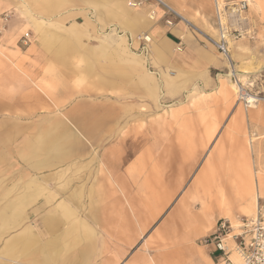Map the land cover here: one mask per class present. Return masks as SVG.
Wrapping results in <instances>:
<instances>
[{
    "label": "rangeland",
    "instance_id": "rangeland-1",
    "mask_svg": "<svg viewBox=\"0 0 264 264\" xmlns=\"http://www.w3.org/2000/svg\"><path fill=\"white\" fill-rule=\"evenodd\" d=\"M64 1L55 0L50 4L54 5V12L44 15L39 4L32 0H0V186L20 178L17 171L22 167L14 153L18 139L28 136L36 139L37 134L60 128L55 126L56 122L73 129L74 118L90 115V104L97 102L99 109H93L94 114L109 119L108 126H104L108 129L106 133H111L110 138L115 134L129 137L138 154L123 158L129 188L115 191L116 198H124L131 206L132 228L141 226L148 230L131 248V254L144 248L146 240L158 230L159 222L172 212L171 208L184 193H190L188 203L194 213L210 210L223 219L236 216L239 222L255 216L257 208L253 214L244 215L247 208L239 201L237 191L230 186L227 191L221 190L220 184L228 186L235 182L241 151L248 141L255 139L254 134L260 139L254 141L247 154L253 169L258 170L261 164L264 174V102L246 110L230 87L233 82L228 66L212 70L210 86L200 84L193 88L196 91L187 88L180 94L167 93L159 86L160 70L150 49L142 50L144 44H135L129 33L118 28L112 30L115 25L107 27L102 19L103 7H93L84 0H72L65 6ZM162 1L188 18L190 24L186 25L180 16L161 5L168 16L183 24L202 43L211 45L206 29L181 10L185 5L179 0ZM241 1L244 0L224 3ZM149 3L152 2L144 1V5ZM209 3V16L217 28L215 1ZM255 4L249 5L241 17L236 16L235 19L242 20L241 25L229 22L234 25L230 56L239 77L243 75L239 72L242 60L235 54L246 51L250 63L261 64L249 68L246 81L240 79L245 85L264 81V0ZM197 9L201 13L196 10L195 15L200 18L203 10L199 4ZM81 12H87L88 17L80 15ZM42 15L45 18L40 20H52L47 30L65 39V44L54 46L53 51L38 46L30 22V17ZM165 24L170 27L173 22ZM26 33H30L32 42L24 46L21 37ZM105 33L112 35L107 37ZM124 34L128 47L120 46L119 36ZM218 38L219 33L214 39ZM55 53L68 59L61 61ZM139 57L144 60L138 61ZM110 65L122 67L126 79L123 81L111 73ZM87 66L92 70L88 71ZM169 75L175 73L170 71ZM139 83L143 86L141 90ZM12 167L15 173H11ZM114 167L109 166L110 173L117 170L118 166ZM155 195H160L163 213L153 222L146 218L141 221L138 217L148 216ZM107 256L100 254L99 260Z\"/></svg>",
    "mask_w": 264,
    "mask_h": 264
},
{
    "label": "crops",
    "instance_id": "crops-1",
    "mask_svg": "<svg viewBox=\"0 0 264 264\" xmlns=\"http://www.w3.org/2000/svg\"><path fill=\"white\" fill-rule=\"evenodd\" d=\"M32 1L38 3L40 11L46 15H51L55 10L54 5H48V1ZM71 1L65 0L64 3L67 5ZM84 1L93 7H103L105 25L108 27L112 24L116 26L112 30L118 28L125 34L129 33L135 44H139L134 41L138 36L151 37V47L155 52L153 56L160 70L159 86L169 94H180L200 84L210 86L212 70L228 66L214 47L202 43L183 24L168 16L163 7L155 4L162 0H150L154 4L147 5L141 3L134 10H131L127 0ZM177 2L185 5L182 9L180 6L178 8L189 18L192 17L203 29L209 30L207 26L212 24L209 0ZM198 4L203 10L200 18L195 15L196 10L200 11ZM167 6L181 19H186L170 5ZM205 9L207 18L204 16ZM86 14L80 13L88 17ZM44 18L30 17L36 32V23L44 21L40 20ZM165 21H171L173 25L169 27ZM48 23L44 21L46 30ZM206 33L216 38L211 32ZM125 34L119 36L121 47L129 46ZM111 35L107 33L105 36ZM53 55L61 61L68 59L65 55ZM235 55L241 57L243 67L254 69L261 65L250 63V55L246 51ZM138 59L144 60L142 57ZM87 70L92 69L87 66ZM109 70L122 77L123 81L126 79V71L119 65ZM170 71L175 75H169ZM142 87L139 83L140 90ZM90 106L92 113L87 117L76 116L71 123L73 129L56 122L55 126L60 125V128L37 134L36 139L30 136L18 139L14 153L22 167L17 171L20 178L17 182H6L0 186V264H224L225 257L213 246L201 244L224 217L210 210L192 212L188 203L190 193L180 196L171 208L172 212L157 225L156 233L146 240L144 248L131 254V248L148 230L141 226L132 228L131 206L124 198H116L115 191L129 188L130 179L125 175L123 158L130 159L138 154L134 152L136 148L131 145L129 137L115 134L114 138H110L111 133H106L108 129L104 128L108 126L106 122L109 119L94 114L93 109H99V103L92 102ZM110 165H115L114 169L118 166L117 170L110 173ZM15 171L13 168L11 173ZM237 177L238 173L235 182L228 186L220 184L221 190L227 191L230 186L232 191H238ZM259 186L260 202L264 197V180ZM155 197L148 216L138 217L140 220L146 218L153 222L163 213L160 195ZM237 197L245 208L250 207L244 211V215L253 214V208L258 210L257 205L252 208V204L240 199L239 194ZM226 219H229L234 233L241 231V223L236 216L231 215ZM228 245L235 249L236 244L232 240L228 241ZM100 254L108 256L99 260ZM231 259L236 264L240 263L235 253Z\"/></svg>",
    "mask_w": 264,
    "mask_h": 264
},
{
    "label": "built area",
    "instance_id": "built-area-1",
    "mask_svg": "<svg viewBox=\"0 0 264 264\" xmlns=\"http://www.w3.org/2000/svg\"><path fill=\"white\" fill-rule=\"evenodd\" d=\"M131 1L136 4H144V0ZM214 1L219 38L216 40L207 37V41L210 42L222 56H229L230 53L228 52V38L230 37L231 32H233L232 28L234 27V25L230 26L229 22L231 24L237 23L238 25H241L240 22H242V20L235 18H237V15L241 17V15L249 8V5L246 1H241L238 4L235 3L231 5L229 3H225L227 5L228 17L227 21L223 23L221 14L224 12L218 6L220 0ZM222 1L225 2V0ZM157 4L159 6L162 5L163 7L168 8V6L163 2H158ZM235 33H238V30L235 31ZM31 39L30 33H26L21 37L22 44L24 46L31 44ZM139 41V45L144 44V47L142 46V50L146 51L148 49L147 41L143 38ZM230 64L231 68H228V73L232 74L230 77L231 81L234 82L237 87L236 94L238 102L246 110L253 109L255 106L257 107L260 103L264 102V87L262 86L264 81L261 84H258V81H255L254 83L245 85L240 80L239 73L234 65V62L231 61ZM259 85V90L256 91L255 88ZM240 223L241 231L234 233V229L229 220H220L216 224L213 233L210 236L204 238L201 244L205 247L213 246L215 251L221 253L225 257L224 264H236L235 261L231 259V255L234 253L239 258L241 264H264V201L260 200L255 218H242ZM230 240L236 244L234 250L228 245V241Z\"/></svg>",
    "mask_w": 264,
    "mask_h": 264
},
{
    "label": "bare ground",
    "instance_id": "bare-ground-1",
    "mask_svg": "<svg viewBox=\"0 0 264 264\" xmlns=\"http://www.w3.org/2000/svg\"><path fill=\"white\" fill-rule=\"evenodd\" d=\"M39 1V0H38ZM45 1H48V5L49 3H53L55 0H45ZM159 1V0H157ZM246 2L249 1V5H256L255 4V1H258V0H244ZM161 2V1H159ZM92 4V3H90ZM94 4V3H93ZM127 4L129 5V7L131 8V10H134L136 8H138L140 6V4H136V3H133L131 0H127ZM66 6V5H65ZM218 6L220 7V9L224 12L223 14H221V18H222V22L225 23L227 21V17H228V11H227V5L224 3V1H221L219 2ZM42 7V6H41ZM107 7V6H106ZM43 8V7H42ZM170 8V7H169ZM46 9V8H45ZM114 11V9H112ZM235 10V9H233ZM173 12V10H171ZM33 12V11H32ZM82 13V12H81ZM175 13V12H174ZM42 14V13H41ZM73 14V13H72ZM157 14V13H156ZM45 15V14H44ZM42 18L44 17L43 15L41 16ZM119 17H123V16H119ZM159 17V16H158ZM108 18H109V15H108ZM116 18V16H115ZM118 18V17H117ZM142 18V17H141ZM151 18H153V16H151ZM121 19V18H120ZM149 19V18H148ZM183 21H185L186 24H190V22L188 20H186L185 18H182ZM117 20V19H116ZM150 20V19H149ZM52 20H48V22L50 23ZM127 21V20H126ZM126 23V22H124ZM131 25V23H130ZM192 26V25H191ZM134 27V25H133ZM209 28V30H206L207 32H211L213 35L217 36V33H219L218 31V28H216V26L212 24H209L207 26ZM35 28V27H34ZM36 28H37V37H38V46L41 48V49H44L45 51H48V50H51L54 46L58 47L59 44L61 43H64L65 39L64 38H61V37H57V36H54L53 34H51L48 30H46V28H44V21H40V22H37L36 23ZM35 30V29H34ZM125 31V30H124ZM143 31V30H142ZM141 32V31H140ZM206 35V34H205ZM212 35V36H213ZM61 36V35H60ZM210 36V35H209ZM145 39L148 43V49H150V51L152 52V54L154 55L155 52L154 50L152 49L151 47V43H152V40H151V37L147 36V35H143V36H138L136 37V39L134 41H138L140 42L139 40L140 39ZM212 38V37H211ZM122 39V38H121ZM210 43V42H209ZM228 43L231 44L232 41H231V37L228 38ZM211 44V43H210ZM212 45V44H211ZM128 47V46H127ZM56 49V48H55ZM122 49V48H121ZM54 50V48H53ZM51 50V51H53ZM178 50V49H177ZM148 51V50H147ZM229 53L231 52V48H229ZM133 53V52H132ZM131 55V54H129ZM151 55V54H150ZM145 56V55H144ZM225 58V60L227 61V64H228V68H231V64L230 62L232 61V58L231 56H223ZM233 57V56H232ZM139 60V59H138ZM239 67V66H238ZM239 72H241L243 75L242 77L240 76V79L242 80H245L246 77L245 75L249 74V68L247 67H243L240 65V69H239ZM232 76V74H230ZM227 77H230L229 75H227ZM230 81V80H229ZM246 81V80H245ZM264 86V85H263ZM230 87H232L233 90L237 91V87L236 85L234 84V82L230 85ZM256 107V106H255ZM258 107V106H257ZM256 107V108H257ZM252 135V134H251ZM253 136H255V139H253L252 141H248V146L245 145L244 148L245 150H242V158L241 160H239V169L237 170V173H238V177H237V183H238V194H239V197L240 199H243V201L249 205L252 204V208L255 207L256 205L259 207L258 205V202H259V194H258V191H259V183H262V181L264 180V174H263V167L261 166V164H258V170H255L253 169L252 167V164L250 162V156L248 152V150H252V147H253V143L255 140H259L257 138V134H254ZM256 142V141H255ZM258 142V141H257ZM256 148L258 149V147L256 146ZM255 146H254V149L256 150ZM253 149V150H254ZM254 150V151H255ZM259 151V150H257ZM256 151V152H257ZM246 153V154H245ZM256 154V153H255ZM240 162L241 165H240ZM257 165V164H256ZM240 166H241V170H240ZM257 167V166H256ZM249 207V206H248ZM248 207H246L248 209ZM250 208V207H249ZM252 210V209H251ZM253 210H255L253 208ZM251 212V211H250ZM254 212V211H253ZM257 213V212H256ZM246 214V213H245ZM248 214V213H247ZM252 214V213H251ZM229 220V219H227ZM238 258V257H237ZM238 262H240L239 258H238ZM241 264V262L239 263Z\"/></svg>",
    "mask_w": 264,
    "mask_h": 264
}]
</instances>
